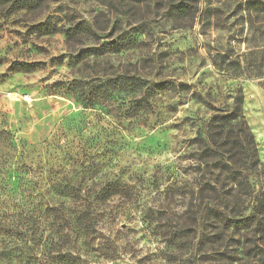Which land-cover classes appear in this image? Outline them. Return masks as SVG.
Listing matches in <instances>:
<instances>
[{"label": "rangeland", "instance_id": "rangeland-1", "mask_svg": "<svg viewBox=\"0 0 264 264\" xmlns=\"http://www.w3.org/2000/svg\"><path fill=\"white\" fill-rule=\"evenodd\" d=\"M81 22L99 38L69 45ZM239 95L249 130L231 131L254 137L258 199L264 0H0V264L45 262L42 212L70 201L47 195L57 184L102 216L83 264H264V213L199 160Z\"/></svg>", "mask_w": 264, "mask_h": 264}, {"label": "trees", "instance_id": "trees-1", "mask_svg": "<svg viewBox=\"0 0 264 264\" xmlns=\"http://www.w3.org/2000/svg\"><path fill=\"white\" fill-rule=\"evenodd\" d=\"M98 35V30H95L94 27H90L84 22L71 27L65 33L66 41L69 45H73L74 43L81 45L82 42L88 40L96 41L99 38ZM128 41L130 40L122 39V41H118L117 44H105L103 47L109 48L110 46V49L117 53L124 49V44H129ZM111 45L113 46L111 47ZM133 84L134 89L138 88L139 80L133 81ZM243 104V96L239 95L235 100L233 112L227 114L218 111L217 114L212 117L213 119L209 122L207 128V134H209L207 143L202 139V136H200L199 143L201 144V150L204 151L199 160L207 164L215 162V168L220 169L222 175L229 172V178H227L232 180L233 187L235 188L233 190V197L238 207L237 209L243 206L247 198H250L251 203H253V217H257L259 214L264 213V192L261 194L260 198H254L252 195L253 188L251 182L245 175V173L257 169L260 165L254 137L250 132H247L248 135H245L244 132V134L241 135V133L237 134L231 131L237 124H242L245 130H249L242 115ZM247 139L249 143L246 144ZM206 187L209 188L210 186ZM46 193L49 197L57 195L60 198L70 201L55 202L54 204L49 203L42 212V216L46 221V226H44V228L46 231L50 232L51 235L46 240V247L49 248L48 254L44 256L45 262L41 264L85 263L81 256V252L83 248L88 250L92 249L88 241V234L97 228L102 216L95 213L93 209L87 206L86 202L80 198L82 193L80 187L72 184L68 187H62L57 184L51 191H47ZM215 198L216 197L211 194H206L203 196L202 203L211 204L215 201ZM211 211L212 210H209V212ZM234 215L236 217L240 216V214L237 213ZM59 234H62L63 237L55 243L54 237ZM71 234L76 235L75 240H72ZM19 235L21 236L20 233ZM72 241L73 247H75L78 252H74L75 248L71 249V247H69ZM27 248H32L29 243ZM16 249L20 254H23L22 250L19 248ZM33 249L34 248H32V250ZM32 258V261H34V257Z\"/></svg>", "mask_w": 264, "mask_h": 264}, {"label": "built area", "instance_id": "built-area-1", "mask_svg": "<svg viewBox=\"0 0 264 264\" xmlns=\"http://www.w3.org/2000/svg\"><path fill=\"white\" fill-rule=\"evenodd\" d=\"M27 100V99H26Z\"/></svg>", "mask_w": 264, "mask_h": 264}]
</instances>
